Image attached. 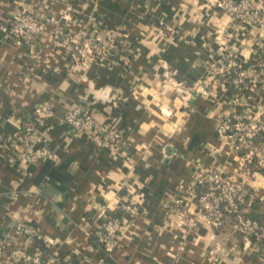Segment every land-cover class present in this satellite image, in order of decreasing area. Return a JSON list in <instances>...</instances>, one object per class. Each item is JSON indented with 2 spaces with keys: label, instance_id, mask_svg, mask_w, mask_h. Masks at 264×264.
I'll use <instances>...</instances> for the list:
<instances>
[{
  "label": "crops",
  "instance_id": "crops-1",
  "mask_svg": "<svg viewBox=\"0 0 264 264\" xmlns=\"http://www.w3.org/2000/svg\"><path fill=\"white\" fill-rule=\"evenodd\" d=\"M216 3L0 0V264L36 249L52 264H101L108 257L91 236L103 211L123 224L115 264H264V239L212 227L191 194L217 170L264 200V174L245 175L218 131L233 115L264 119V83L228 89L208 72L229 52L243 72L264 62V0H254L259 22L235 23ZM16 11L44 23L33 45L8 33ZM91 27L117 34L113 53L73 66L64 40ZM43 105L52 115L35 122L36 137L55 158L27 164L20 130ZM74 108L122 131L123 147L97 148L73 132L62 119ZM19 225H34L37 237Z\"/></svg>",
  "mask_w": 264,
  "mask_h": 264
},
{
  "label": "built area",
  "instance_id": "built-area-1",
  "mask_svg": "<svg viewBox=\"0 0 264 264\" xmlns=\"http://www.w3.org/2000/svg\"><path fill=\"white\" fill-rule=\"evenodd\" d=\"M216 6L230 15L233 22H259L260 15L254 0H217ZM44 23L39 18L26 11H16L8 22L9 35L21 45H33L44 30ZM117 43V34L106 28L91 27L83 29L76 39H65L64 45L69 51L70 62L73 66L89 69L92 63L103 61L113 53ZM208 72L213 79L221 80L231 72H237L234 86H243L247 81L260 80L264 83V62L255 64L248 72L241 70V57L229 52L220 61H212L208 65ZM50 106H39L34 111V120L26 123L20 130L25 162L34 164L40 161L54 160L55 155L47 146L39 144L36 137L35 122L51 117ZM73 132L86 135L88 140L97 148L111 147L113 150L121 149L125 143L122 131L110 132L106 127L96 123L89 109L74 108L67 111L62 119ZM219 133L227 136L232 144L234 152L241 162L242 172L250 176L264 168V142L254 143V139L264 133V119L257 122L233 115L220 121ZM256 159L254 172L247 165ZM197 185H205L206 190L198 194L196 189L191 194L197 196L198 213L212 227H219L222 223L224 211L237 212L238 206L243 204L249 195L245 184L227 178L222 172L211 170L207 172ZM181 205L179 202L175 203ZM99 224L94 230V235L100 248L106 253L108 259L101 264H115L110 261L117 241L122 233L123 224L120 219L114 218L103 211L99 218ZM103 222V223H102ZM236 229L245 235H252L258 240L264 239V223L258 224L248 219H239ZM17 230L33 240L38 235V229L34 225H19ZM52 264V259L45 260L41 249H36L32 254L25 251H15L11 255L9 264Z\"/></svg>",
  "mask_w": 264,
  "mask_h": 264
},
{
  "label": "trees",
  "instance_id": "trees-1",
  "mask_svg": "<svg viewBox=\"0 0 264 264\" xmlns=\"http://www.w3.org/2000/svg\"><path fill=\"white\" fill-rule=\"evenodd\" d=\"M236 77H237V72H231L229 75L224 77V80H226L225 84H226V87L228 89H230L234 86L233 81ZM222 79H223V77H222ZM262 142H264V133L258 135L254 139L255 144L256 143H262ZM247 166L251 170V172H254V170L256 168V159H254L252 161V163H250ZM259 172L264 174V168H261ZM246 187L248 188L249 195L245 198L243 204H240L238 206L237 212H235V213H229V212L224 211L223 217H222V223L219 227H216V228L223 227L225 224L228 223L232 226L233 230L237 232L236 234L245 235L242 231L235 228V226H237V224L239 223L238 222L239 219H241V218L242 219H248V220H251L253 222H257L258 224L264 223V200L259 199L256 196L254 190H252L249 186L246 185ZM195 189H196V192L198 194H202L205 192L206 186L205 185H196ZM108 214L114 218L120 219L118 216L113 215L109 211H108ZM91 237L99 245L95 235L93 234ZM99 247H100V245H99Z\"/></svg>",
  "mask_w": 264,
  "mask_h": 264
}]
</instances>
